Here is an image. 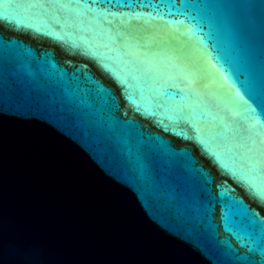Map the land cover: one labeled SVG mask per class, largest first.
Wrapping results in <instances>:
<instances>
[{
	"label": "water",
	"instance_id": "1",
	"mask_svg": "<svg viewBox=\"0 0 264 264\" xmlns=\"http://www.w3.org/2000/svg\"><path fill=\"white\" fill-rule=\"evenodd\" d=\"M0 264H264V0H0Z\"/></svg>",
	"mask_w": 264,
	"mask_h": 264
}]
</instances>
